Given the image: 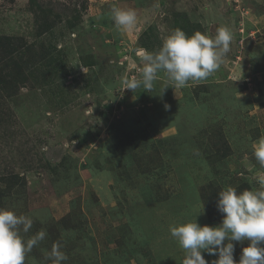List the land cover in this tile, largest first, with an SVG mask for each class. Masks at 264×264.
Here are the masks:
<instances>
[{"label": "rangeland", "instance_id": "374dc122", "mask_svg": "<svg viewBox=\"0 0 264 264\" xmlns=\"http://www.w3.org/2000/svg\"><path fill=\"white\" fill-rule=\"evenodd\" d=\"M113 7L135 10L134 31ZM221 26L233 40L208 78L122 90L136 47ZM1 37L0 208L33 220L25 240L47 233L25 264H52L57 242L63 264H181L170 225L216 226L220 190L264 187L251 150L264 136V0H0ZM233 243L238 261L248 241Z\"/></svg>", "mask_w": 264, "mask_h": 264}, {"label": "clouds", "instance_id": "9594fccd", "mask_svg": "<svg viewBox=\"0 0 264 264\" xmlns=\"http://www.w3.org/2000/svg\"><path fill=\"white\" fill-rule=\"evenodd\" d=\"M111 19L124 32H132L137 27L134 9L113 7ZM232 40V32L226 26L219 27L214 37L200 32L188 36L181 29H173L158 50L133 49L140 65L138 67L133 62V68L139 75L123 77L122 90L134 92L143 89L149 93L161 73L171 83V88L177 90L189 82L204 80L218 70ZM123 59L128 60L129 57L124 56ZM251 150L257 163L264 168V136L252 141ZM261 184L264 185V180ZM217 196L216 209L222 214L218 225L201 226L195 217L193 221L169 226L170 236L184 253L181 264H264V187L238 191L234 186H227ZM32 225L33 220L29 216L0 208V264H25L26 255L47 235L46 231L40 230L25 240L21 231L28 233ZM245 240L248 246L241 249L237 261L234 259L233 242ZM202 253L217 258L207 261ZM47 259L52 264H63L68 257L57 242L52 245Z\"/></svg>", "mask_w": 264, "mask_h": 264}, {"label": "trees", "instance_id": "16d2710c", "mask_svg": "<svg viewBox=\"0 0 264 264\" xmlns=\"http://www.w3.org/2000/svg\"><path fill=\"white\" fill-rule=\"evenodd\" d=\"M1 40H4V41H5V40H7V38H3V37H1V38H0V41H1Z\"/></svg>", "mask_w": 264, "mask_h": 264}]
</instances>
